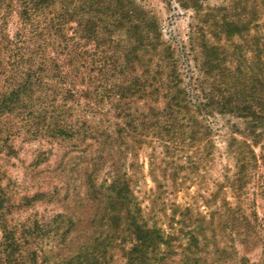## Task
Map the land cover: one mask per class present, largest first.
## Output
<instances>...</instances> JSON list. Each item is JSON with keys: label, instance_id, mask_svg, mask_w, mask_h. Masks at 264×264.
<instances>
[{"label": "trees", "instance_id": "obj_1", "mask_svg": "<svg viewBox=\"0 0 264 264\" xmlns=\"http://www.w3.org/2000/svg\"><path fill=\"white\" fill-rule=\"evenodd\" d=\"M180 1L185 7L198 3ZM3 6L14 7L18 16L20 28L10 39L2 34ZM233 17L224 18L220 30L210 29L209 39L204 31L200 33L199 71L208 86L197 95L192 83L185 84L173 48L161 41L155 18L132 0H0V50L7 53L0 65L7 64L11 71L7 85L0 89V108L8 114L19 108L32 137L91 138L103 143L110 138L127 152L155 141L166 156L182 145L207 150L211 143L207 117L234 115L242 120V140L236 141L237 170L227 181L241 191L236 181L257 164L256 146L261 148L259 158H264V41L250 34L253 18ZM123 23L128 24L126 34L118 31ZM235 37L239 42L233 41ZM222 38L231 45L218 44ZM233 59L236 63L231 66ZM97 108H109L104 111L107 123L106 119L89 122L87 113ZM204 153L206 158L209 153ZM200 159L197 163L189 158V168L198 169ZM132 178L126 169L113 170L107 186L99 185L106 200L102 241L95 240L89 249L54 264H100L108 252L120 253L123 264H167L163 261L175 253L178 231L188 240L178 263L200 262L201 241L206 238L203 218L188 226L190 208L186 207L178 230L167 233L155 222L149 224L134 196ZM46 193L36 192L26 201L43 200ZM240 207L226 206L223 214L244 219L235 215ZM62 216L58 213L50 221L33 220L19 227L4 225L0 264H48L50 258L38 239L60 233Z\"/></svg>", "mask_w": 264, "mask_h": 264}, {"label": "rangeland", "instance_id": "obj_2", "mask_svg": "<svg viewBox=\"0 0 264 264\" xmlns=\"http://www.w3.org/2000/svg\"><path fill=\"white\" fill-rule=\"evenodd\" d=\"M190 1L185 0L186 4H191ZM132 2L155 18L161 41L173 48L185 84L192 83L197 95L208 86L200 75L198 63L202 31L208 35L213 27L220 30L219 23L224 18L233 20V15L240 14L243 20L253 18L250 34L264 41V0H198L197 7L182 6L180 0ZM9 8H1L6 14L2 29L6 39L12 38L20 28L16 10L12 6ZM118 31L126 34L128 24L123 23ZM233 41L239 42V39L235 37ZM218 44L231 45L223 38ZM6 56L7 53L0 50V60L5 62ZM231 62L234 66L236 60ZM7 66L0 65V89L7 85L6 79L11 76ZM5 68L7 71L3 73ZM0 109V240L4 225L19 227L33 220L50 221L59 213L65 221L60 233L53 235L52 232L50 238L38 239V246H44L50 258L48 264L89 249L95 240L102 241L106 235L105 190L101 191L99 185L107 186L113 170L126 169L133 176L134 196L149 224L155 222L167 233L178 230L181 227L178 220L186 207L190 208L186 218L188 226L195 224L194 219L203 218L206 238L201 241L198 264H264V158H259V146L254 148L257 164L249 166L251 173L236 181L243 190H234L227 181L237 170L236 141L242 140L239 132L242 120L236 116L212 114L207 117L211 142L207 150L182 145L183 149L166 156L161 144L155 141L127 152L124 146L111 143L110 138L103 143L91 138L32 137L18 115L19 108L10 114L4 112L6 108ZM39 109L50 112L53 108ZM99 110L103 111L94 114V109L93 113H87L92 124L105 119L107 123L108 115L104 111L109 108ZM206 151L209 154L205 158ZM151 154L152 165L149 164ZM189 158L197 163L201 158V166L196 170L189 168ZM172 176L176 178L173 180ZM36 192L47 193L43 200L27 203L26 198ZM229 205L234 208L240 205L235 215L246 218L225 216L223 213ZM239 220L241 226H237ZM54 225H51L52 230ZM64 229L68 231L62 236ZM177 236L175 253L163 261L167 264H177L187 244L183 232L178 231ZM178 244L183 245L177 247ZM106 255L100 264H123L120 253Z\"/></svg>", "mask_w": 264, "mask_h": 264}]
</instances>
